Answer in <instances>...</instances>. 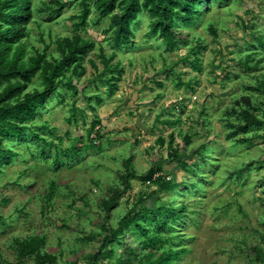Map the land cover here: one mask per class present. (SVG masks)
<instances>
[{
  "label": "rangeland",
  "instance_id": "374dc122",
  "mask_svg": "<svg viewBox=\"0 0 264 264\" xmlns=\"http://www.w3.org/2000/svg\"><path fill=\"white\" fill-rule=\"evenodd\" d=\"M80 1L31 0L26 37L8 53L14 62L22 52L18 62L26 65L36 53L57 58V39L93 43L78 75L64 73L75 91L59 84L36 116L30 128L38 138L5 142L15 155L0 163V264H37L17 254V242L32 235L45 238L41 252L57 258L51 264H141L148 250L154 261L170 249L181 251L172 264H264V93L253 92L264 79V0L203 3L193 25L174 31L183 41L172 50L151 33L144 12L132 42L114 46L94 0L87 24L75 27ZM100 54L121 69L111 93ZM247 56L257 71H244ZM43 86L38 71L23 91ZM243 110L261 123L241 130ZM125 164L137 176L153 168L175 187L161 191L131 179L123 190ZM116 192V205L105 211ZM163 205H184L186 215L141 217L143 208ZM128 210L158 242L144 248L131 223L103 243Z\"/></svg>",
  "mask_w": 264,
  "mask_h": 264
},
{
  "label": "trees",
  "instance_id": "16d2710c",
  "mask_svg": "<svg viewBox=\"0 0 264 264\" xmlns=\"http://www.w3.org/2000/svg\"><path fill=\"white\" fill-rule=\"evenodd\" d=\"M228 0H94V9L101 17H106L109 21V27L113 29L114 37L112 39L114 46L125 45L127 47L133 35L132 26L136 24L137 16L140 13H147L150 22V31L156 34L163 45L172 50L178 46L183 39H176L175 30L181 26H191L201 13L200 6L203 3L207 5H220ZM81 10L75 16L77 22L75 27L85 26L90 13L89 0L80 1ZM61 7V4L58 3ZM32 15L31 0H0V84L6 85L0 91V163H8L12 155H15L5 144V142H16L24 140L28 137L38 138L37 134L30 128L36 116H39L45 107V101L52 93L54 88L61 83L64 86L75 91L76 87L70 79H66L64 73L78 75L79 62L84 58L88 48L93 46L89 40L74 36L73 38L57 39L55 41L56 50L59 52L57 58L46 60L36 53L32 58L28 59L26 65L19 63V55H16L15 61H8V53L12 45L22 41L26 37L25 25L29 22ZM136 26V25H135ZM262 43V42H261ZM264 43V41H263ZM262 43V44H263ZM264 47V44H263ZM102 49H100V52ZM101 55L104 70L110 71L112 74L106 84L109 93L112 91L113 85L111 78L116 79L115 73H121L119 66L115 64L110 67L107 59ZM22 56V52L20 57ZM22 59V57H21ZM241 65L246 72H254L258 70V61L249 64L252 61L251 56L245 57V62L240 60ZM19 63V64H18ZM192 67L197 68V63L192 60ZM20 65H22L20 67ZM40 71L43 88L41 90H33L24 92L26 83L36 72ZM70 78V77H69ZM264 93V79L256 86H253V92ZM19 96H21L19 98ZM243 125L239 126L241 130H246L250 125H259L261 122L255 118H251L247 110L240 111ZM170 124V121H166ZM41 128H47L44 123ZM188 142V140H186ZM6 147H4L5 145ZM72 153L77 150L71 149ZM174 160L179 161L175 151L172 152ZM202 158V157H201ZM59 160H55V166ZM156 170L151 168L145 176H137L128 164L124 165L123 174H119V179L123 185V190L130 187L131 179H139L142 182L152 183L161 191L172 190L175 185L172 180H168L163 176H154ZM51 193V191H50ZM120 196V192H116L109 202H105L103 207L105 211L113 208ZM50 194L47 196V200ZM186 206L179 207L160 206L157 211L143 208V215L151 216L159 214L161 216L169 215L170 220H178L186 215ZM139 214L134 210H128L120 219L118 228L113 230L106 229V235L103 237V243H112L118 239V236L133 223L140 236L144 238L142 245L144 248L153 245L159 241L156 236L150 237L147 228L136 223ZM45 245V238L39 236H29L23 241L17 242V254L20 258L32 256L37 264H51L56 262V256L42 253L41 247ZM129 255H135L132 249ZM180 250L163 251L154 261H151L152 253L148 250L141 257V264H172L179 254ZM100 255V251L93 255V261L96 262Z\"/></svg>",
  "mask_w": 264,
  "mask_h": 264
}]
</instances>
